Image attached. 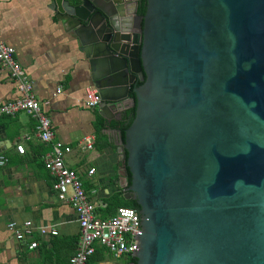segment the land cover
Wrapping results in <instances>:
<instances>
[{
    "label": "water",
    "instance_id": "obj_1",
    "mask_svg": "<svg viewBox=\"0 0 264 264\" xmlns=\"http://www.w3.org/2000/svg\"><path fill=\"white\" fill-rule=\"evenodd\" d=\"M137 1L50 3L100 114L123 126L136 107L116 180L136 201L133 258L264 264V0Z\"/></svg>",
    "mask_w": 264,
    "mask_h": 264
},
{
    "label": "crops",
    "instance_id": "obj_2",
    "mask_svg": "<svg viewBox=\"0 0 264 264\" xmlns=\"http://www.w3.org/2000/svg\"><path fill=\"white\" fill-rule=\"evenodd\" d=\"M51 2L0 0V41L14 48L35 98L51 119L54 139L72 147L66 165L100 204L121 189L116 185L117 179L123 180L117 145L118 129L123 126L117 119H106L98 107L86 106L85 91L92 84L89 65L71 32L56 18ZM20 96L0 64V104ZM36 127L37 120L26 113L0 119V157L7 159L0 167V264H69L78 239L77 215L56 196L53 178L43 165L50 144L40 141ZM88 135L94 138V148L81 151L78 142ZM17 144H22L23 155L16 152ZM90 168H95L92 175H88ZM25 222H31V234L19 241L8 225L21 227ZM33 242L37 247L29 249ZM96 250L89 264L126 263L101 246Z\"/></svg>",
    "mask_w": 264,
    "mask_h": 264
},
{
    "label": "built area",
    "instance_id": "obj_3",
    "mask_svg": "<svg viewBox=\"0 0 264 264\" xmlns=\"http://www.w3.org/2000/svg\"><path fill=\"white\" fill-rule=\"evenodd\" d=\"M14 53L13 47L0 41V64L8 71L21 95L13 101L0 104V119L26 113L37 120L35 132L40 141L50 144V151L44 155V168L53 178V188L56 190L57 198L74 209L79 226L78 239L74 252L69 258V264H89L88 261L97 246L103 247L115 259L125 258L124 264H132L130 258H133L134 241L138 235L136 209L118 207L112 215H100L99 209L104 208L105 203H96L85 190L76 171L66 165L65 156L72 152V147L54 139L51 119L43 111L41 102L35 98L32 82L16 61ZM100 102L101 98L97 90L89 86L85 91L86 106L97 108ZM78 148L81 151L92 150L94 138L91 135L83 137L78 142ZM16 152L20 155L24 154L22 144H17ZM6 162V158L0 157V167ZM94 172L95 168H90L88 175ZM8 230L17 240H24L31 234V222H25L21 227L11 223L8 225ZM45 232V229L41 230L42 234ZM36 247L35 242L29 245V249Z\"/></svg>",
    "mask_w": 264,
    "mask_h": 264
},
{
    "label": "trees",
    "instance_id": "obj_4",
    "mask_svg": "<svg viewBox=\"0 0 264 264\" xmlns=\"http://www.w3.org/2000/svg\"><path fill=\"white\" fill-rule=\"evenodd\" d=\"M145 9H146V0H138L137 1V13L140 15H143L145 13ZM138 84H140V82H138ZM130 96L136 100V98L134 97V94L131 91H130ZM135 110H136V107L133 108V118L135 116ZM125 117H127V112H126ZM132 119L123 125L122 139H124L125 129L132 123ZM126 177H127V185H129L130 179H131L129 172H127ZM124 195H125V192H123L122 189H119L115 193L111 194L108 198L104 199L103 202L105 203V207L99 209L100 215L101 216L112 215L116 212L118 207H130V208L136 209V201L132 198L126 199ZM95 252H98V250H96ZM130 260L132 261V264H136V260L134 258H130ZM89 261H94V258H90Z\"/></svg>",
    "mask_w": 264,
    "mask_h": 264
},
{
    "label": "flooded vegetation",
    "instance_id": "obj_5",
    "mask_svg": "<svg viewBox=\"0 0 264 264\" xmlns=\"http://www.w3.org/2000/svg\"><path fill=\"white\" fill-rule=\"evenodd\" d=\"M128 199H131V198H128Z\"/></svg>",
    "mask_w": 264,
    "mask_h": 264
}]
</instances>
